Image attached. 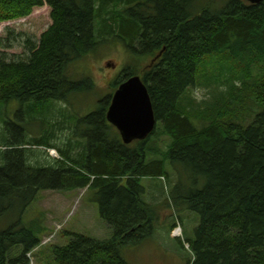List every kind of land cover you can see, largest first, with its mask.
Wrapping results in <instances>:
<instances>
[{
	"label": "trees",
	"instance_id": "16d2710c",
	"mask_svg": "<svg viewBox=\"0 0 264 264\" xmlns=\"http://www.w3.org/2000/svg\"><path fill=\"white\" fill-rule=\"evenodd\" d=\"M44 5L52 22L39 39H24V54L0 56V219L10 209L22 213L44 190L92 189L112 237L73 233L69 243L53 247L55 263L130 264L124 248L142 244L155 229L141 177H171L174 206L200 214L188 264H264V0H0V22ZM108 37L145 56V64H126L112 86L140 75L157 128L124 144L106 120L105 97L73 122L74 136L82 131L77 122L90 125L88 145L77 155L80 146L61 148L54 131L52 141L28 140L25 127L10 117L12 101L38 109L93 90V80L74 78L71 66ZM12 43L9 37L2 45ZM196 85L211 95L185 102ZM62 119L48 124L54 128ZM161 131L172 138L165 150ZM28 143L56 148L62 158L44 156L45 163L32 165L42 153L28 156L34 148ZM13 223L0 230V264H30L27 254L40 245L45 226Z\"/></svg>",
	"mask_w": 264,
	"mask_h": 264
},
{
	"label": "rangeland",
	"instance_id": "374dc122",
	"mask_svg": "<svg viewBox=\"0 0 264 264\" xmlns=\"http://www.w3.org/2000/svg\"><path fill=\"white\" fill-rule=\"evenodd\" d=\"M50 12V8L44 5L35 8L32 14L26 18L1 23L0 56L5 51L16 54L26 53L27 49L24 47L23 40L27 37L33 40L39 39L42 32L52 22ZM9 31L13 33L10 34ZM96 36L99 37L97 33ZM9 37L12 39L14 46L4 48L2 43H5ZM115 38L108 37L107 40H102L99 44L100 47L87 55L89 56L87 60H79L71 66L73 77L90 76L95 82V90L75 93L69 98L68 103L53 101L48 105L38 107V109H35V107L27 109L18 101H12L11 108L13 109H10V117L25 127L28 140L41 136L47 139L52 138L51 132L54 131L56 136L53 139L61 148L70 149L71 147L80 146L73 155H77L87 147L89 137L83 136L82 139L77 137V134L74 136L75 123L73 122L77 119L76 115L84 117L88 112L95 111L98 108L100 98L109 95L108 93L113 90L109 87L112 79L121 72L125 65L128 63L136 64L145 58L143 54L131 53L119 38ZM102 45L103 47H101ZM111 60L113 65L111 67L107 66V63ZM146 62L145 59L142 61L143 64ZM214 67H216V63H212L209 70L213 71ZM203 78L206 80L209 75H204ZM187 95L188 97L184 98L185 102H188L190 97H194L197 102H200L209 98L211 94L207 87L196 85L188 90ZM54 116L65 119L60 122L57 120V125L54 124V128H52L48 122ZM36 119H38V122H36ZM77 125L79 130L84 131H80L81 133H88L87 128L90 125L87 122H77ZM90 134L92 135V133ZM151 137L150 140L152 141ZM72 138L76 139L67 143ZM1 139L2 134L0 133V141ZM49 140L52 141V139ZM159 140L160 146L165 150L171 139L166 134H162ZM24 146L27 148L34 147L29 143ZM45 148L34 147L33 152L28 154L29 156L42 153L41 159L39 161L34 159L31 162L32 165L45 163V157L52 161L59 159V155L53 156ZM51 151L57 155L56 150L51 149ZM35 161L36 163H34ZM168 166L171 167L170 164ZM170 178L141 177V182L146 189L142 199L149 203L155 211V229L153 235L142 244L130 245L124 248L126 259L130 264H188V259L192 258L193 252L189 247V242L195 238V229L199 225L200 214L190 208L178 209L174 206L172 202L174 184ZM18 219L26 226H30L31 222L41 223L42 226H45L38 233L42 240L41 245L34 254L28 256L30 264H56L52 254L53 247L69 243L73 233H82L98 239H109L113 234V228L100 215L95 191L92 189L41 191L37 199L22 213L19 208L8 210L7 215L0 219V230L9 226L11 222L15 223L16 221L17 223ZM174 222L180 223L182 232L180 236L177 234L178 236L171 237L170 233L174 228V226L171 227V224ZM17 225H20V223H17ZM59 226H62V228L60 229ZM56 228L57 230H55ZM54 230L55 236L53 239L51 241L49 238L46 239L45 237ZM50 235L53 236V234ZM43 239L50 242L43 243ZM20 252L21 247L10 256L11 259L14 257L13 260H15ZM8 264L10 263L8 262ZM16 264L21 263L16 262Z\"/></svg>",
	"mask_w": 264,
	"mask_h": 264
},
{
	"label": "water",
	"instance_id": "95a60500",
	"mask_svg": "<svg viewBox=\"0 0 264 264\" xmlns=\"http://www.w3.org/2000/svg\"><path fill=\"white\" fill-rule=\"evenodd\" d=\"M258 3L262 0H248ZM107 118L122 133L125 142L145 138L155 126V115L147 87L140 76H132L116 91Z\"/></svg>",
	"mask_w": 264,
	"mask_h": 264
},
{
	"label": "bare ground",
	"instance_id": "6f19581e",
	"mask_svg": "<svg viewBox=\"0 0 264 264\" xmlns=\"http://www.w3.org/2000/svg\"><path fill=\"white\" fill-rule=\"evenodd\" d=\"M29 256V255H28Z\"/></svg>",
	"mask_w": 264,
	"mask_h": 264
}]
</instances>
